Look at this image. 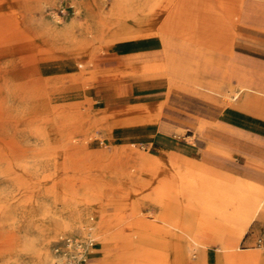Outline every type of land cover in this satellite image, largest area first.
I'll return each mask as SVG.
<instances>
[{
  "label": "rangeland",
  "instance_id": "374dc122",
  "mask_svg": "<svg viewBox=\"0 0 264 264\" xmlns=\"http://www.w3.org/2000/svg\"><path fill=\"white\" fill-rule=\"evenodd\" d=\"M6 1L0 9L5 16L0 30V264H72L86 253L79 264H116L122 249L108 237L111 233L121 229L126 237L138 227L139 234L150 235L164 207L152 205L149 188L130 195L127 182L138 164L132 150L158 157L160 175L172 154L184 157L180 163L185 165L205 161L219 174L264 183L263 118L254 122L241 108L221 101L244 98V92L232 98L240 84L239 67L264 85V0H244L232 16L235 38L229 50L227 43L206 50L212 61L207 70L195 71L189 86L172 84L167 95L164 84L152 87L149 80L127 77L132 66L124 58L130 50L115 40L123 30L151 24L141 0ZM198 2H210L231 18V0ZM4 38L10 39L1 43ZM247 58L253 66L246 65ZM219 61L217 71L212 67ZM212 81L218 94L207 90ZM155 105L159 108L142 116ZM118 194L128 202L122 211L105 203ZM78 196H88L92 205L75 200ZM100 201L102 210L95 207ZM175 208L209 243L202 264H223L221 245L238 244L239 254L264 250V222L257 240L247 241L253 226L238 239L240 225L206 213L199 204ZM214 232L224 236L216 239ZM90 240L91 248L77 254L75 243L84 246Z\"/></svg>",
  "mask_w": 264,
  "mask_h": 264
},
{
  "label": "bare ground",
  "instance_id": "6f19581e",
  "mask_svg": "<svg viewBox=\"0 0 264 264\" xmlns=\"http://www.w3.org/2000/svg\"><path fill=\"white\" fill-rule=\"evenodd\" d=\"M141 1L145 6V16L151 14V17L147 19L151 24L148 28L140 31L123 30L119 34H115V40L130 50L124 58V63L132 66H129L130 72L127 77L139 79L141 82L149 80L152 87L157 85L159 88V85L164 84L165 95L169 94L172 84L182 83L189 86L194 83L191 75L195 71L198 69L203 72L207 70L206 68L212 61L205 57L206 50H219L225 43L228 44L227 50H229L232 39L235 38V21L232 16L238 13L239 7L244 3V0H231V18L228 20L210 2L199 3V0ZM7 4L6 0H0V9L6 7ZM4 19L5 16L0 11V30L3 29ZM20 38L24 39V34ZM9 39L4 38L1 43ZM141 45L143 46L141 47ZM246 60V65L253 66L250 59ZM220 67L219 61V65H213L212 68L219 71ZM241 68H237L240 84L232 98L236 99L243 92L244 98L240 103L237 101L230 103L226 99L221 101L229 103L231 109L241 108L252 119L259 117L262 120L264 118V85L257 84L255 82L257 76L249 77ZM208 86V92L213 94L220 92L216 81H212ZM157 108L159 106L155 105L150 110L141 111V114L143 117L147 116L151 110ZM130 156L138 163L127 182L131 189L130 195L138 190L149 188L147 198L152 205L164 207V211L155 217L157 223L150 228L152 232L150 235H148L149 233L141 235L139 234L141 228L133 227L130 236L123 237L121 229H117L108 236L122 249L121 253L117 255L119 259L116 264L204 263L202 252H205L203 249H206L209 243L201 241L199 234L191 230L187 225L186 213L181 215L176 211L175 206L178 205L188 209L192 204H199L206 213L221 215L231 225H240L238 239L255 218L261 220L264 218L263 184H256L231 173L219 174L217 170L207 166L203 161H191L190 165H185L180 163V160L185 159L184 157L172 154H169L168 170L160 175L162 161L158 157L140 154L134 150ZM133 173L138 176L134 177ZM141 173H146L147 179L139 177ZM84 189L80 188V190ZM77 199L87 206L92 205L88 196H78L75 200ZM105 203H109L116 211H122L128 205L124 195L121 194ZM105 203L97 202L98 206L95 204V207L102 210ZM131 204L132 201L129 205ZM127 223L128 226H133L132 220H128ZM214 235L216 239H220L224 233L214 232ZM219 248L223 253L220 257L223 264H261L264 256L262 248L243 254L235 253L236 250H240L238 244L221 245ZM250 249H252L250 246L244 248V250ZM102 256L105 260L108 253L103 252ZM191 257L195 260H191ZM106 263L103 261L91 264Z\"/></svg>",
  "mask_w": 264,
  "mask_h": 264
},
{
  "label": "crops",
  "instance_id": "0c3cea01",
  "mask_svg": "<svg viewBox=\"0 0 264 264\" xmlns=\"http://www.w3.org/2000/svg\"><path fill=\"white\" fill-rule=\"evenodd\" d=\"M263 121H264V118H263ZM205 164H210V163H208V162H205V161H203ZM217 163V162H216ZM210 165H212V164H210ZM231 174H232V172H231ZM234 175V174H233ZM236 176H238V175H236ZM262 184L264 185V183L262 182ZM257 222H258V219L257 218H255L253 221H252V223L250 224V227L251 226H253L252 228H250V230H248L247 231V233L245 234L246 235V238L248 237V239H247V241H250L251 239H252V237H253V239L254 240H257V238H258V236H259V230L261 229V226H262V224H263V222H264V218L260 221V224H258L257 225ZM257 225V226H256ZM256 227V229H255V231H254V228ZM254 233V234H253ZM244 235V236H245ZM253 235V236H252ZM246 238H244V244H245V240H246ZM242 240H243V238H242ZM241 240V241H242ZM246 245V244H245Z\"/></svg>",
  "mask_w": 264,
  "mask_h": 264
},
{
  "label": "built area",
  "instance_id": "2783aa9c",
  "mask_svg": "<svg viewBox=\"0 0 264 264\" xmlns=\"http://www.w3.org/2000/svg\"><path fill=\"white\" fill-rule=\"evenodd\" d=\"M89 229H90V228H89ZM90 236H91V234H90ZM65 242H66L67 244L70 243L69 240H66ZM91 246H92V240L87 241L86 244H85L84 246H81L79 243H75V248L77 249V252H76V253H77V254L80 253V256H81V255H84L85 250H86V249H90ZM86 256H88V253H86L85 256H83V258H78V256H77L76 263L73 262L72 264H79V263H81V261H84V260L87 259ZM73 261H74V260H73Z\"/></svg>",
  "mask_w": 264,
  "mask_h": 264
}]
</instances>
